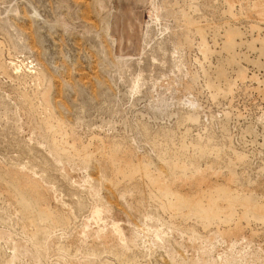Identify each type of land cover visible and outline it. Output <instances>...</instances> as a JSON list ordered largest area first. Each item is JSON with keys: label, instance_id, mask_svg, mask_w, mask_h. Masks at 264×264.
Here are the masks:
<instances>
[{"label": "rangeland", "instance_id": "obj_1", "mask_svg": "<svg viewBox=\"0 0 264 264\" xmlns=\"http://www.w3.org/2000/svg\"><path fill=\"white\" fill-rule=\"evenodd\" d=\"M0 264H264V0H0Z\"/></svg>", "mask_w": 264, "mask_h": 264}]
</instances>
